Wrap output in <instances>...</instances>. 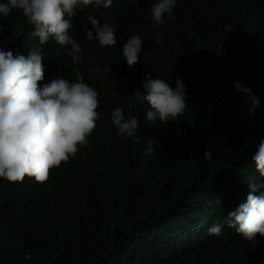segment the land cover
<instances>
[{"label":"trees","instance_id":"1","mask_svg":"<svg viewBox=\"0 0 264 264\" xmlns=\"http://www.w3.org/2000/svg\"><path fill=\"white\" fill-rule=\"evenodd\" d=\"M153 2L78 9L69 30L83 49L75 62L51 37L45 44L32 37L21 10L0 17V48L27 56L38 47L40 86L58 75L82 77L99 93L100 114L89 146L47 182L0 178V264H264V236L253 248L226 225L220 236L208 233L246 202L248 177L259 178L252 155L264 138V0H177L172 18L156 27ZM89 14L114 25L116 46L87 39L86 29L95 35ZM132 34L143 45L129 66L122 46ZM149 73L173 87L182 79L188 103L179 121L146 119L150 106L134 92ZM236 82L259 100L254 112ZM117 107L138 118L139 143L111 123ZM150 138L159 144L145 155Z\"/></svg>","mask_w":264,"mask_h":264},{"label":"clouds","instance_id":"2","mask_svg":"<svg viewBox=\"0 0 264 264\" xmlns=\"http://www.w3.org/2000/svg\"><path fill=\"white\" fill-rule=\"evenodd\" d=\"M177 0H155L151 6L153 27L164 23L165 17L172 18ZM113 0H5L0 2V17H7L13 9H19L34 26L30 35L38 37L40 44H45L51 37L62 47L68 48L73 61L81 59V45L70 34L72 19L77 10L88 7H111ZM88 20L95 29H86L88 40H97L102 47L117 44L116 28L105 22L100 25L94 15ZM3 25H0L2 30ZM158 43H163L160 35H155ZM143 40L137 34L129 36L122 46L123 57L129 66L140 61ZM91 67V66H90ZM93 71L100 69L92 68ZM109 72L107 65L102 69ZM45 78L43 55L38 47L33 46L27 56L14 55L11 50L0 48V178L9 182H22L25 177L34 178L38 183H45L53 168L67 163L80 147H88L90 136L95 130L100 114L98 91L79 77L76 81L56 76L40 86ZM143 89L136 90L137 101L146 102L150 107L146 112L148 121L157 119L168 124L179 121L178 118L187 108V92L182 79L176 77V86L165 79L149 73L142 81ZM235 88L248 95L255 106L259 100L250 88L236 82ZM131 105H129L130 107ZM212 106L209 105V110ZM111 123L118 134L139 143L136 136L139 127L138 118L126 119L120 107L111 112ZM158 139L146 141L145 155L155 151ZM257 151L252 155L255 162L256 176L248 177L250 191L246 202L230 211L220 223L209 227V235L220 236L226 225L234 229L251 242L253 248L259 241L257 236H264V138L257 144ZM210 159V153L205 152Z\"/></svg>","mask_w":264,"mask_h":264}]
</instances>
